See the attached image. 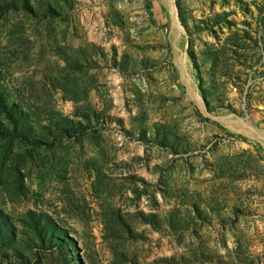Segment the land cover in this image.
Listing matches in <instances>:
<instances>
[{
  "label": "rangeland",
  "instance_id": "374dc122",
  "mask_svg": "<svg viewBox=\"0 0 264 264\" xmlns=\"http://www.w3.org/2000/svg\"><path fill=\"white\" fill-rule=\"evenodd\" d=\"M260 135L264 0H0V264H264Z\"/></svg>",
  "mask_w": 264,
  "mask_h": 264
},
{
  "label": "bare ground",
  "instance_id": "6f19581e",
  "mask_svg": "<svg viewBox=\"0 0 264 264\" xmlns=\"http://www.w3.org/2000/svg\"><path fill=\"white\" fill-rule=\"evenodd\" d=\"M244 126H245V125H244ZM253 131H254V130H253ZM248 132H250V130H248ZM251 132H252V131H251ZM260 136H262V135H260ZM261 138H262L261 140L264 141V136H262Z\"/></svg>",
  "mask_w": 264,
  "mask_h": 264
}]
</instances>
